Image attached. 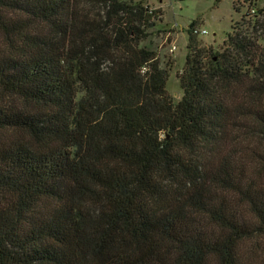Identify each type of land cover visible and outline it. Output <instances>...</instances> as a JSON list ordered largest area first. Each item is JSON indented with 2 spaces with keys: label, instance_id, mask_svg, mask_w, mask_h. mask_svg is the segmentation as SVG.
<instances>
[{
  "label": "trees",
  "instance_id": "trees-1",
  "mask_svg": "<svg viewBox=\"0 0 264 264\" xmlns=\"http://www.w3.org/2000/svg\"><path fill=\"white\" fill-rule=\"evenodd\" d=\"M159 12L0 0V264H264V8L177 101Z\"/></svg>",
  "mask_w": 264,
  "mask_h": 264
},
{
  "label": "rangeland",
  "instance_id": "rangeland-1",
  "mask_svg": "<svg viewBox=\"0 0 264 264\" xmlns=\"http://www.w3.org/2000/svg\"><path fill=\"white\" fill-rule=\"evenodd\" d=\"M142 1L160 11L156 26L144 44L156 52L161 66L170 65L166 91L174 101L179 100L182 95L176 73L181 72L184 65L188 27L196 23L194 26L207 31L205 35L196 36L199 48L220 51L235 22H239L247 12L253 15L257 9L264 8V0ZM172 45L175 48L169 53Z\"/></svg>",
  "mask_w": 264,
  "mask_h": 264
},
{
  "label": "built area",
  "instance_id": "built-area-1",
  "mask_svg": "<svg viewBox=\"0 0 264 264\" xmlns=\"http://www.w3.org/2000/svg\"><path fill=\"white\" fill-rule=\"evenodd\" d=\"M251 12H254V10H251ZM205 34H207V31L205 29H202V28L197 27V26H194V27L191 28V35H193L195 37L198 36V35H205ZM174 48H175V46L172 45L170 47V49H169V53H172ZM144 70H145V68H143L141 70V72H143Z\"/></svg>",
  "mask_w": 264,
  "mask_h": 264
}]
</instances>
